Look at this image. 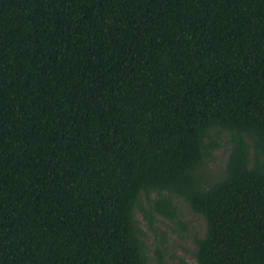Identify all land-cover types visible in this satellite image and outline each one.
Here are the masks:
<instances>
[{
    "label": "trees",
    "instance_id": "trees-1",
    "mask_svg": "<svg viewBox=\"0 0 264 264\" xmlns=\"http://www.w3.org/2000/svg\"><path fill=\"white\" fill-rule=\"evenodd\" d=\"M173 196L264 264V0H0V264H151Z\"/></svg>",
    "mask_w": 264,
    "mask_h": 264
},
{
    "label": "rangeland",
    "instance_id": "rangeland-1",
    "mask_svg": "<svg viewBox=\"0 0 264 264\" xmlns=\"http://www.w3.org/2000/svg\"><path fill=\"white\" fill-rule=\"evenodd\" d=\"M221 135L222 146L207 159L206 175L208 177L218 178L225 168L230 146L224 134ZM157 196L155 192L150 195L152 199ZM173 202L176 205L175 216L177 217L174 221L155 213V220L151 225L145 218V213L140 208L136 209L135 218L152 258L151 264H154L155 250L158 248L165 251V258L171 264H197L195 237L204 234L205 222L203 218L195 215L180 197L173 196ZM143 206L148 209L145 198H143Z\"/></svg>",
    "mask_w": 264,
    "mask_h": 264
}]
</instances>
